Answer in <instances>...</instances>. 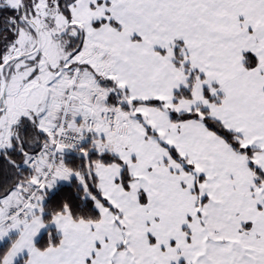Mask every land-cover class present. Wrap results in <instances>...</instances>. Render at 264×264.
Segmentation results:
<instances>
[{
  "label": "snow or ice",
  "instance_id": "6c2138e0",
  "mask_svg": "<svg viewBox=\"0 0 264 264\" xmlns=\"http://www.w3.org/2000/svg\"><path fill=\"white\" fill-rule=\"evenodd\" d=\"M0 264H264V0H0Z\"/></svg>",
  "mask_w": 264,
  "mask_h": 264
}]
</instances>
